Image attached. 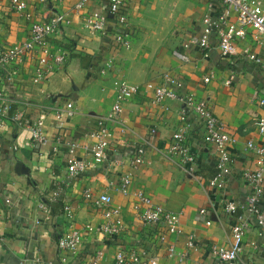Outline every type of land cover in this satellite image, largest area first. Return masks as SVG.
I'll use <instances>...</instances> for the list:
<instances>
[{"label":"crops","instance_id":"0c3cea01","mask_svg":"<svg viewBox=\"0 0 264 264\" xmlns=\"http://www.w3.org/2000/svg\"><path fill=\"white\" fill-rule=\"evenodd\" d=\"M22 1L26 8L19 12L13 0H0V48L24 42L32 24L53 13L66 14L70 23H64L49 38L53 54L64 52L66 57L63 64L54 65L49 75L36 76V52L16 63L11 79L0 74V87L13 103L11 115L24 110L25 119L33 122L41 110L48 112L45 144L32 142L30 129L12 120L0 126V263L84 264L97 249H104L108 261H112L119 247L143 246L158 264H178L177 256L169 255V246L183 251L193 236L196 246L187 263L217 264L212 246L230 245L237 217V213L226 211L224 201H246L251 191L242 171L255 168L257 163L246 143L249 139L260 142L263 137L258 120L264 117V105L260 104V98H264V68L241 52L249 47L264 54V35L256 40L252 28H248L246 38L237 42V56L221 54L216 31L209 36V49L185 48L184 42L204 31L205 15L215 18L223 10L220 0H126L132 44L122 48L115 46L110 37L91 34L85 27L88 13L107 8L108 0H86L81 10L75 8L81 0ZM258 1L264 6V0ZM176 52L186 54L188 59ZM211 72L214 77L205 82ZM167 74L182 79V91L193 93L200 102L205 100L236 136L231 151L237 161L225 187L209 185L216 172V153L204 141L205 127L199 116L192 112L187 115L191 123L187 138L198 151L197 162L189 165L167 150L181 126L185 104L171 98L157 101L153 92L145 89L127 99L120 117L110 123V160L71 177L65 169L67 146L55 151L56 136L78 143L77 156L90 159L94 142L90 134L117 97L115 82L162 84ZM68 103L74 113L57 117V109H69ZM139 146L146 149L145 161L134 166ZM18 162L29 168V174L16 172ZM128 172L134 179L131 192L123 194L119 187ZM87 189L108 193L112 204L122 210L127 229L118 238L87 232V224H97L103 218L102 211L85 199ZM138 189L166 209L181 212L182 232L168 234L164 242L160 241L156 233L164 229L147 228L134 209V192ZM68 205L71 210L66 213ZM202 208L207 210L205 214L200 213ZM248 216L251 223L237 262L264 264V236L255 217ZM70 229L82 235L74 255L63 254L58 248L59 238Z\"/></svg>","mask_w":264,"mask_h":264},{"label":"built area","instance_id":"2783aa9c","mask_svg":"<svg viewBox=\"0 0 264 264\" xmlns=\"http://www.w3.org/2000/svg\"><path fill=\"white\" fill-rule=\"evenodd\" d=\"M16 10L24 11L26 3L22 0H13ZM223 10L217 17L207 14L203 18L205 25L204 31L200 35H193L183 43V47L190 48L197 46L201 49L210 48V34L216 31L218 36V47L223 56H237L239 54L237 42L245 39L248 35V28H252L256 40L264 35V6L258 0H220ZM86 4V0H81L75 8L81 10ZM235 14L233 20L232 16ZM64 23H70L69 18L63 13H53L44 21L35 22L31 26L30 36L24 42L9 48H0V74H5L8 79L12 78L14 66L17 62L38 53L35 72L38 78L46 77L54 69V65L65 62V53L53 54L50 37L58 32ZM86 29L94 35L110 37L115 46L130 48L132 44V31L129 22V12L126 7V0H108L107 8L92 10L85 18ZM244 58L254 62L264 68V54H258L245 47L241 52ZM182 59L187 60L188 56L184 53L176 52ZM53 57V62H51ZM110 66V64H108ZM104 73V70H102ZM214 77V72L208 74L204 80L209 82ZM165 82L155 84L146 82L144 84H134L126 80L115 82L118 94L110 111L98 118V128L90 135L94 142L90 145V159L77 156L78 143L71 142L61 135L55 138L54 150L58 151L62 145L67 146L66 171L71 177L80 176L90 168L110 160L111 140L113 130L110 127L111 121L117 120L123 112V103L130 97L139 94L143 89L152 91L154 99L162 101L165 98L179 100L185 104L181 113V126L174 133L168 146V152L180 158L185 164H195L198 160V151L189 143L187 131L191 126L188 113L192 112L199 116L205 127L204 141L214 147L216 153V172L209 180V185L213 188L223 189L226 185L227 177L234 171L237 161L231 151V146L236 143L234 136L228 129L226 123L219 118L207 105L205 100L201 101L193 93L183 92L185 82L167 74ZM260 104L264 105V98H260ZM12 100L6 90L0 87V126L6 120H12L17 125L29 128V139L34 143H46L45 120L48 116L46 110H41L35 121L29 122L25 119L24 110L17 111L11 115ZM69 109L60 107L57 109V117L72 115L74 111L70 108L71 103L67 104ZM259 132L263 135L260 142L249 139L246 143L247 150L255 153L256 167L246 168L242 171L244 180L248 183L250 194L246 201L237 202L233 199L224 201V207L228 213H237L236 221L232 225V241L229 246H212V254L215 256L217 264H239L237 261L244 248V238L250 226L249 214L256 219V224L264 236V207L262 201L264 197V117L258 120ZM155 129L151 130V134ZM146 149L139 146L133 157L132 164L137 166L145 161ZM133 174L125 173L122 176L119 190L123 194L131 192ZM137 201L134 209L143 224L149 228H163L164 231L156 233V237L164 242L168 234H179L182 232L180 227L181 212L166 209L161 204H157L153 199L141 189L134 192ZM84 197L96 208L102 211V220L97 224H87L86 230L90 234H99L104 237L118 238L126 229V223L122 210L112 204L113 199L108 193H95L92 189L84 191ZM65 211L69 212L71 206H65ZM241 210V213L238 211ZM207 210L202 208L201 214ZM1 216V214H0ZM69 217V215H68ZM155 236V232H154ZM155 239V238H154ZM82 243V235L78 230H66L58 241L59 251L63 254L71 252L77 254ZM196 246L193 236H190L187 246L183 251H177L174 245L169 246V255L177 256L178 264H188L190 251ZM66 257L63 258L65 260ZM1 264V263H0ZM84 264H158L155 256H150L142 246L140 249L119 247L117 248L114 259L108 261L107 253L104 249H97L86 260ZM194 264H204L203 261Z\"/></svg>","mask_w":264,"mask_h":264},{"label":"water","instance_id":"95a60500","mask_svg":"<svg viewBox=\"0 0 264 264\" xmlns=\"http://www.w3.org/2000/svg\"><path fill=\"white\" fill-rule=\"evenodd\" d=\"M16 172L29 174V168L25 167L22 163L18 162L15 167Z\"/></svg>","mask_w":264,"mask_h":264}]
</instances>
